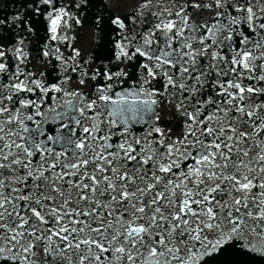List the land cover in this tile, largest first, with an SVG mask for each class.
Listing matches in <instances>:
<instances>
[{
  "label": "snow or ice",
  "instance_id": "obj_1",
  "mask_svg": "<svg viewBox=\"0 0 264 264\" xmlns=\"http://www.w3.org/2000/svg\"><path fill=\"white\" fill-rule=\"evenodd\" d=\"M0 264H264V0H0Z\"/></svg>",
  "mask_w": 264,
  "mask_h": 264
}]
</instances>
